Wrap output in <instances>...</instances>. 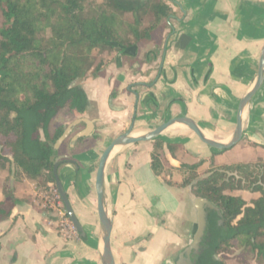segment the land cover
<instances>
[{
	"label": "trees",
	"instance_id": "obj_1",
	"mask_svg": "<svg viewBox=\"0 0 264 264\" xmlns=\"http://www.w3.org/2000/svg\"><path fill=\"white\" fill-rule=\"evenodd\" d=\"M147 7L153 8L155 20L171 13L165 0H0V159L5 158L3 146H10L15 173L56 186L55 145L64 127L53 132V119L66 106L85 113L88 96L82 83L97 75L98 56L109 44L130 35L123 23L142 21ZM151 167L162 174L157 156ZM194 180L193 194L214 202L224 215L221 226L219 214L209 211L195 264H227L236 250L245 263L264 262V160L215 167ZM10 184L7 178L0 220L23 203ZM236 190L256 196L248 202L228 193Z\"/></svg>",
	"mask_w": 264,
	"mask_h": 264
},
{
	"label": "crops",
	"instance_id": "obj_2",
	"mask_svg": "<svg viewBox=\"0 0 264 264\" xmlns=\"http://www.w3.org/2000/svg\"><path fill=\"white\" fill-rule=\"evenodd\" d=\"M171 1L183 13V22L178 24V35L170 52L171 61L193 64L199 74L210 61L214 68L213 81L226 86L218 91L219 94L232 104L236 96L243 98L254 87L258 75L264 46V0ZM103 87L102 79L85 85L93 102L103 99ZM250 112L258 120L264 118V83L246 108L244 118ZM209 138L214 139L211 136ZM141 145L138 146L140 151L137 154H130L126 150L124 154L118 153L113 157L115 149L107 164V201V183H114L111 203L114 221L112 244L115 236L126 238L125 252L120 253V264H173L172 256L165 253L169 247L180 242L181 236L192 232V213L187 210V202L174 190L181 186L167 183L162 179L163 173L159 176L154 173L148 148L144 149ZM197 145L205 152L214 153L212 163L216 167L264 160V150L261 149L253 151L237 146L223 157L219 149L212 146L207 148L199 142ZM230 155L236 159L234 162H229ZM8 157L11 159V155ZM127 161L134 165L132 169L125 166ZM69 165L60 170L65 189L64 175L72 171ZM16 169L14 164L13 169L0 174V203L5 200L4 184L9 177L19 181L13 184L14 196L23 200L13 209L9 218L0 220V264H48L49 260L51 264H102L100 252L96 255L87 248H81L75 241L63 238L47 225L48 215L32 201H26V198L31 199L36 193L34 180L23 172L15 173ZM80 171L85 179L87 171ZM229 194L241 196L248 202L256 196L248 190L231 191ZM140 238L143 241H139ZM139 246H144L145 250L131 259V253ZM116 264H119L118 261ZM238 264L262 263L254 260L249 263L240 261Z\"/></svg>",
	"mask_w": 264,
	"mask_h": 264
},
{
	"label": "flooded vegetation",
	"instance_id": "obj_3",
	"mask_svg": "<svg viewBox=\"0 0 264 264\" xmlns=\"http://www.w3.org/2000/svg\"><path fill=\"white\" fill-rule=\"evenodd\" d=\"M165 1L170 6L171 13L164 20H155L153 8L147 7V14L142 21L129 20L123 23L127 25L124 33L130 35L111 42L109 44L111 48L100 54L103 55L107 52L108 60L101 59L102 66L97 75H93L90 80L83 82L82 86L85 88L86 84L96 79H102L105 96L101 101L93 102L86 91L87 110L83 114H76L72 110L76 117L70 124L76 120L81 121L73 126L68 137L60 145L57 157L63 155L60 153V148L66 141L70 140V147L74 148L99 135L98 124L104 120V107L108 109V115L111 116L110 127L114 130L112 141L126 132H130V136H141L158 129L173 119H183L197 126L206 136L209 135L217 141H224L234 136L242 97L236 96V101L232 104L219 94L218 91L223 90L226 86L218 81H213L214 68L210 61L207 68L200 74L193 64L171 61L170 52L178 35V24L183 22V13L171 0ZM129 15L133 16L131 13L127 16ZM132 26L135 28H130ZM94 103H97V106ZM96 107L98 116L90 117V112ZM82 119H88L92 125ZM176 124L181 125L184 129L176 136L164 138L165 133L175 125L173 124L156 138L124 145L126 147L123 149L134 146L127 152L137 154L140 151L138 146L150 143L151 147L148 148V153L151 164L153 156H157L163 174L166 171L175 172V170L189 174L182 182L168 180L167 183L189 187L192 190V185L195 182V180L192 181V177L198 173L203 163L201 160V162H192L188 158L200 159L203 157L204 150L196 151L192 148L193 143L203 141L190 126L184 123ZM69 125L63 126V133ZM76 136L78 139L72 147V140ZM242 142L247 143V150H264V118L258 120L257 116H254L251 123L247 125L243 116L240 141L231 148L221 150L220 153L232 150ZM209 156L212 163L214 153H210ZM63 162L75 166L77 164L76 160L68 155L60 160V164L63 165ZM196 164H199L197 168H195ZM125 166L132 169L134 165L127 161ZM187 179H189L188 183L185 182ZM209 211L210 209H208V214ZM144 250V246H139L135 252L131 253L130 258H135L139 252ZM195 254L194 252L191 254L193 259Z\"/></svg>",
	"mask_w": 264,
	"mask_h": 264
},
{
	"label": "rangeland",
	"instance_id": "obj_4",
	"mask_svg": "<svg viewBox=\"0 0 264 264\" xmlns=\"http://www.w3.org/2000/svg\"><path fill=\"white\" fill-rule=\"evenodd\" d=\"M90 1L101 2L102 0H90ZM127 17L129 19H132L130 15ZM98 59L108 60L107 52H105L103 55H99ZM96 104L97 103H94V105ZM97 110H98L97 107L94 108L90 112L89 116L90 117L98 116ZM103 111H104V115H103L104 120L101 121L100 124H98V130H97L99 133L98 136L90 138L89 141L82 142L78 144V146H75L74 148L70 147V140H68L60 148L61 154L68 155L70 158H74L77 163L76 166L70 164L69 170L72 171L68 173L69 175L67 174L64 176L67 177V178L65 177L66 191H68L72 206L78 218L80 219V221L82 222V224L86 229L88 236L87 239L86 240L82 239L79 233L77 232V230L75 229L71 218L67 214V210L64 202L61 208H58L56 204L53 205L54 203L53 201L50 204H48L47 207H44V202L46 198L57 199L58 196L61 197L57 186L53 184L46 185L44 179H39L37 181L34 180V183L36 184V191H35L36 193L35 195L32 196L31 199L26 198V201L30 203L32 201V204H34L40 211H43L48 215L49 220L47 221V225L49 227H52L51 229H55V231L63 238L65 237L70 241H75L77 244H79L81 248L84 249L87 248V250H91V252H93L96 255L98 254V252L101 253L103 250L102 232L100 228V222H99V216L97 210V194L95 188L96 173H97L100 157L104 152L105 148L109 144H111L112 138L114 136V130L110 127L111 116L108 115V109L104 107ZM252 116H253V112H250L248 115H246L245 120L247 125L251 123L253 118ZM75 117L76 116L74 112L68 106L64 107L53 119L51 130L54 132L56 129L63 127L64 125H69L75 119ZM183 131L184 129L181 125H175L172 129H170L165 133L164 138H171ZM40 135L43 138L42 132ZM1 143L3 144L4 142ZM199 143L206 146L207 148L209 147V145L201 141H199ZM246 145H247L246 142H242L239 145V148L243 149L246 147ZM141 146L144 149L151 147L150 143L142 144ZM132 148H134V146L127 147L126 149L118 147L116 148V151L112 156L114 157L118 153L124 154L126 150H132ZM192 148L196 151L200 150L197 143L196 144L193 143ZM2 152L5 155V158L0 159V174L2 172L8 171L10 168L12 169L14 168V161L12 160V158L10 159L8 157L11 155L12 148L10 146H3ZM203 154H204L203 157H201L200 159H194L190 157L188 158V160H191L192 162L202 161L203 165L198 170L199 177H205L209 175L211 171L216 167V164L211 163V159H209L210 158L209 151L207 152L204 151ZM219 154L224 157V155L227 154V152H223ZM229 159H231V161L229 162H234L236 160L235 158H232V156ZM245 159H248V157H245ZM86 160L88 162H86ZM66 165L68 164L64 163L59 168V174H60V170L62 168H65ZM77 166H79V169H77ZM81 169L87 171L88 175L85 179L83 173L80 171ZM162 176H163L162 179L165 181L171 180L174 182L175 181L182 182L185 179V177L187 178L189 176V174L175 170V172L166 171ZM20 177H22V175ZM10 182H11L10 185L13 187V184L19 181L17 179L16 180L14 179V181L10 179ZM113 184L114 183L112 181L107 183L108 205H109L110 213H111V203L113 200L112 197ZM174 185L176 186L178 184H174ZM1 186H2V181L0 180V188ZM174 190L178 194H180L181 197L187 202L188 204L187 210L190 212L193 201L192 190H190L189 187H183V186L175 187ZM228 193H231V191H228ZM191 233L192 232H190V234H185L184 237L181 236L180 242L176 243V245L169 247V249L165 254L167 256H174L177 252H179L186 244L189 243L191 239ZM139 241H143V238H140ZM125 245H126V238L124 237L118 238L117 236L114 237L112 244L113 252L114 255H118L117 257H115V259L116 262L118 261L119 264L122 262V260L120 259V253L125 252L124 250ZM240 252H241L240 250H236L233 254L227 256V260H226L227 264L240 263V261H242V258L244 257V254L239 255ZM259 263L264 264V262H259Z\"/></svg>",
	"mask_w": 264,
	"mask_h": 264
},
{
	"label": "water",
	"instance_id": "obj_5",
	"mask_svg": "<svg viewBox=\"0 0 264 264\" xmlns=\"http://www.w3.org/2000/svg\"><path fill=\"white\" fill-rule=\"evenodd\" d=\"M264 82V48L262 51V56L260 60L259 71L257 75L256 82L254 87L251 91H249L241 100L239 111H238V118H237V129L232 138H230L226 142H220L214 139L209 138L206 136L197 126L190 124L189 122L184 121L183 119H173L168 123H165L158 129L143 134L141 136H130V132H126L120 135L118 138L113 140L111 144L104 150L100 157L99 165L97 168L96 173V181H95V188L97 194V210L100 222V228L102 232V240H103V250L101 252V260L102 264H116L113 248H112V232L114 227V221L112 214L110 213L108 201H107V194H106V168L108 161L113 153V151L121 146L138 143L143 141H150L156 138L160 133H162L166 128L169 126L176 124V123H184L192 128L194 132L201 138V140L209 146L213 148L223 150L233 147L237 144L242 136V122H243V115L244 112L250 103L252 97L258 92ZM85 122H88L92 125V122L88 119H82ZM81 120H76L63 133V135L58 139L55 145V149L58 150L60 145L65 141L68 135L71 132V129L75 124L80 122ZM89 135L88 133H84ZM83 135V134H82ZM78 139V136L74 137L72 140L71 146L75 145V141ZM66 157V155H60L56 159L55 167H54V175L56 178V186L58 188L59 193L64 201L66 206L67 214L71 218L73 224L75 225L77 232L79 233L80 237L84 240L87 239V232L79 220L72 203L70 201L68 192L65 189V186L60 178L59 174V167H60V160ZM192 233L191 239L188 244H186L179 252H177L174 256H172V263L173 264H195V261L191 257V254L194 252L196 254L200 253L202 249V242L206 234L207 226H208V209L215 210L219 216V224L222 226L224 224V215L222 210L212 201L209 199L196 196L193 194L192 196ZM48 264H51V261H48Z\"/></svg>",
	"mask_w": 264,
	"mask_h": 264
},
{
	"label": "built area",
	"instance_id": "obj_6",
	"mask_svg": "<svg viewBox=\"0 0 264 264\" xmlns=\"http://www.w3.org/2000/svg\"><path fill=\"white\" fill-rule=\"evenodd\" d=\"M61 195V194H60ZM63 199H62V197H60V196H58V198L56 199V198H46V200H45V202H44V207H47L48 206V204H50L52 201L54 202L53 203V205H57V207L58 208H61L62 206H63V202L64 201H62ZM60 212H61V210H60ZM74 227H75V225H74ZM75 229H76V227H75ZM77 230V229H76Z\"/></svg>",
	"mask_w": 264,
	"mask_h": 264
}]
</instances>
